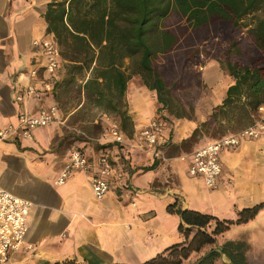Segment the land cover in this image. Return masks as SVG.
Returning a JSON list of instances; mask_svg holds the SVG:
<instances>
[{"label": "crops", "instance_id": "1", "mask_svg": "<svg viewBox=\"0 0 264 264\" xmlns=\"http://www.w3.org/2000/svg\"><path fill=\"white\" fill-rule=\"evenodd\" d=\"M50 1L0 0V124L16 122L21 110L35 112L41 105L57 103L55 88L42 98L33 96L22 103L15 98L28 81V69L42 57L34 49L33 39L52 33L45 17ZM229 81H234L231 75ZM126 96L136 126L143 119L144 126L156 113V92L134 75L128 81ZM135 98L141 111L135 109ZM60 113L59 107V119L36 128L32 137L0 139V169L15 175L8 183L0 179V185L32 200L26 236L31 246L13 251L6 264H139L184 239L179 230L180 215L169 210V204L177 201L182 208L234 220L244 207L264 201V139H246L224 148L223 171L216 184L207 187L201 174L188 172L187 160L164 155L162 144L172 135L168 125L157 144L160 156L142 146L123 148L121 143L100 141L102 148H96L92 142H80L78 147L89 157L90 170L74 169L64 183H58L72 150L56 143L62 132ZM147 114L151 116L143 118ZM104 150L110 153L114 172L109 192L98 199L90 176ZM230 241L241 244L242 264H264V206L254 217L235 221L218 234L212 248L219 253L204 264H236L224 250ZM204 247L193 251L182 264L202 260L210 250Z\"/></svg>", "mask_w": 264, "mask_h": 264}, {"label": "trees", "instance_id": "2", "mask_svg": "<svg viewBox=\"0 0 264 264\" xmlns=\"http://www.w3.org/2000/svg\"><path fill=\"white\" fill-rule=\"evenodd\" d=\"M45 17L69 75L83 76L85 99L115 112L125 132L132 123L125 96L133 75L156 92L160 107L186 117L206 86L199 66L208 57L220 60L234 81L203 124L220 116L250 121L264 100V0H51ZM198 131L197 126L192 137ZM263 206L264 201L244 207L231 220L175 201L168 209L179 213L184 239L139 264H182ZM241 247L234 241L224 245L236 264H242ZM218 253L210 249L197 264Z\"/></svg>", "mask_w": 264, "mask_h": 264}, {"label": "built area", "instance_id": "3", "mask_svg": "<svg viewBox=\"0 0 264 264\" xmlns=\"http://www.w3.org/2000/svg\"><path fill=\"white\" fill-rule=\"evenodd\" d=\"M34 49L41 52V59L27 71L28 81L21 85L16 93V100L24 102L29 97L42 98L52 92L57 81V74L63 61L60 45L52 33L36 37L32 41ZM43 72L41 76L40 73ZM42 81L39 86L38 82ZM59 105L56 102L41 105L37 111L21 110L16 122L0 124V139L15 140L20 137H32L38 127L48 126L58 119ZM166 120L161 115H154L140 129L139 133L128 139L121 123L117 119L108 122L107 127L98 138L99 141H113L126 145L142 146L154 155H162L157 147L160 137L165 133ZM246 139H264V100L257 106L250 122L239 130L213 138L196 148L191 153H182L180 158L187 160L190 174H201L207 187L216 184L223 171L221 151L224 148L239 145ZM126 150H129L127 147ZM89 157L80 147L71 150L66 166L57 177L58 183H64L74 169L89 171ZM114 166L110 153L102 151L98 156L97 170L90 176L93 193L101 199L110 190V179ZM32 200L19 196L0 185V264H6L13 251L27 245L26 236L29 229L28 214Z\"/></svg>", "mask_w": 264, "mask_h": 264}, {"label": "rangeland", "instance_id": "4", "mask_svg": "<svg viewBox=\"0 0 264 264\" xmlns=\"http://www.w3.org/2000/svg\"><path fill=\"white\" fill-rule=\"evenodd\" d=\"M199 68L202 71L206 86L202 89L201 95L196 100L195 110L188 116L176 118L169 113L167 108L160 107L161 104L158 102L154 115L164 117L172 133L169 141L162 144V150L166 156L167 154L181 155L183 152L191 151L196 146L213 138L239 130L249 122V120L236 118L231 121L229 118L220 116V120L203 124L215 104L222 101L226 87L230 82V74L224 68L221 61L214 57L206 58ZM58 74L60 77L57 78L55 83L54 97L61 110L60 120L63 121L62 132L56 140L58 147L73 149L74 147H78L80 142L89 141L96 148H99L101 145L99 144L100 141L98 138L103 130H105V127H107L108 122L112 119H118L120 122V117L115 112L105 111L85 99L81 91L83 84L81 77L83 76L77 74L78 78H72L66 68V62L63 63L62 69L59 70ZM137 76L139 77V81L142 82L140 75ZM128 99V96H126L127 106L130 109ZM136 100L138 102L137 98L132 99V102L136 104ZM139 105L136 104V111H141ZM130 115L132 116V123L127 124V133H125L132 138L135 133H139L141 127H143V122L146 120L143 119V122H139L140 124L137 127L136 121L133 119V114L130 113ZM150 116L149 114L143 115V118ZM197 126L199 127V131L192 137V133ZM14 176L13 173H8L0 169V179H4L7 183L13 181ZM212 247H214L213 243L205 245L203 249H211ZM196 255L198 256V254ZM199 261L196 260L195 263L197 264Z\"/></svg>", "mask_w": 264, "mask_h": 264}]
</instances>
